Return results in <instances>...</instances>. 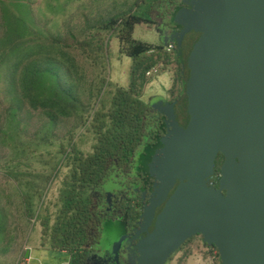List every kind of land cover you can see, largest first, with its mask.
Instances as JSON below:
<instances>
[{"label":"water","instance_id":"obj_1","mask_svg":"<svg viewBox=\"0 0 264 264\" xmlns=\"http://www.w3.org/2000/svg\"><path fill=\"white\" fill-rule=\"evenodd\" d=\"M187 2L167 41L199 32L186 60L189 119L179 124L174 101L160 108L166 132L148 164L155 181L134 250L142 264H165L200 235L220 264H264V0Z\"/></svg>","mask_w":264,"mask_h":264},{"label":"rangeland","instance_id":"obj_2","mask_svg":"<svg viewBox=\"0 0 264 264\" xmlns=\"http://www.w3.org/2000/svg\"><path fill=\"white\" fill-rule=\"evenodd\" d=\"M28 1L38 25L44 27L46 35L55 37L66 52L69 68L61 73L65 86L62 106L66 113L41 107L32 109L27 101H22L24 72L10 68L9 59L5 60L7 63L0 70V264H18L24 245L31 247L30 264H56L66 258L60 253L54 256L47 251H35L37 224L33 223L41 225L44 216L50 218V223L54 221L63 181L70 170L64 149L69 150L73 144L83 153L92 150L95 142L92 115L108 109L116 86H128L137 80L142 100L158 109L182 89L175 81V59L171 66L172 86L167 68L152 78L141 76L140 71L134 74L133 59L120 51L116 32L103 23L130 10L155 19L154 24L136 23L133 37L154 44L150 55H163L168 40L162 26L169 10L166 5H155L154 0ZM116 187L110 181L105 183L108 199ZM25 195L32 203L28 222L22 212ZM111 221L103 222L101 236L95 249L87 252L84 264H142L134 249L129 251L126 243L120 244V224ZM196 237L202 240L200 235ZM41 241L48 244L43 235ZM185 243L165 264H182L177 256ZM215 264H220L218 258Z\"/></svg>","mask_w":264,"mask_h":264},{"label":"trees","instance_id":"obj_3","mask_svg":"<svg viewBox=\"0 0 264 264\" xmlns=\"http://www.w3.org/2000/svg\"><path fill=\"white\" fill-rule=\"evenodd\" d=\"M176 1L154 0L153 4L168 7V2ZM139 22L154 24L157 21L130 10L103 23L116 32L120 51L133 59L132 72L140 71V75L145 76L142 67L155 46L133 37L134 26ZM0 27V70L9 59L10 68L24 72L22 101H27L32 109L41 107L66 113L62 106L65 86L61 76L69 68L66 52L55 37L46 35L44 27L38 25L30 2L0 0ZM175 62V81L184 85L180 70L186 61L176 53ZM136 81L128 86H116L108 109L92 115L95 142L90 152H80L73 144L69 150L64 149L70 170L63 181L59 208L52 223L44 216L41 225L49 247L65 251L70 264L85 263L87 252L95 249L101 236L104 221L119 219L127 226L140 219L142 198L138 195L141 193L137 190L138 178L143 172L142 164H146L154 152L151 144L163 135L166 124L153 107L142 100ZM109 181H114L118 187L112 190L110 199L104 188ZM25 196L26 213L31 218V199ZM204 244L217 250L214 245ZM217 256L220 262L218 252Z\"/></svg>","mask_w":264,"mask_h":264},{"label":"flooded vegetation","instance_id":"obj_4","mask_svg":"<svg viewBox=\"0 0 264 264\" xmlns=\"http://www.w3.org/2000/svg\"><path fill=\"white\" fill-rule=\"evenodd\" d=\"M168 9H169V17L166 20L162 21V26L163 29H166L167 34H169L170 32H178L181 29V25H179L176 20H175V14L177 13V11H181L183 9L189 10L192 7L189 5V3L187 2V0H177L174 3H170L168 2ZM166 23V24H165ZM199 36V32H195V31H189L188 33H186L183 37L181 46H175L176 53L177 55L182 56L183 59H185V61L187 60L186 55L188 56L193 43L195 42V40L198 38ZM181 74L183 75V79L182 80H186L187 76H188V68L186 65V62H184L181 66ZM185 85V83H184ZM184 85L182 86V89L175 95V97L173 98H167L168 102H175L174 107H175V112H176V117L177 120L179 122V124L183 127H185L187 125L188 119H189V115L187 112V96L184 90ZM169 90H171V88L168 89V93ZM153 107V106H152ZM153 109L155 110V113L159 114L160 117L162 118V120H165V117L163 115V113L160 111V109L153 107ZM160 111V112H159ZM166 132V130L162 133L164 134ZM161 134V135H162ZM162 136H159V140H155L151 145L154 147V152L156 149L161 147V143H160V138ZM146 152H144V157L146 156ZM153 152V153H154ZM152 156V155H151ZM151 157L149 158V160L146 162V164H142V169L143 172L142 174H140L139 178H138V183H139V188L137 190H140L141 193L138 194L139 198L141 199V212L143 209V206L145 204L148 203L149 198L152 196V188H153V184H154V177L150 174L149 172V162H150ZM221 160H222V155L218 154L216 159H215V165H214V172H215V176H212L211 178V183H213L214 185H217L218 182V178H219V168H220V164H221ZM145 166L147 167V169L145 168ZM112 184H116L114 181H110ZM173 191V189L170 191V193ZM169 193V194H170ZM163 205V204H162ZM161 205V207H162ZM161 207L156 209V213H158L161 210ZM141 219V217H140ZM140 219H138L135 223H130L129 225L125 226L123 224V222L119 219H114L111 222H118L120 224V230L118 232L119 235H123L124 238L122 240V245H124L125 243L127 244V246H129V251H131L132 249H134V245L136 240L133 239V237L136 235V231L139 229V221H141ZM153 228V225L151 224L149 227V231H151ZM113 231L111 232V234L113 235ZM196 236V235H195ZM171 257V256H170Z\"/></svg>","mask_w":264,"mask_h":264},{"label":"crops","instance_id":"obj_5","mask_svg":"<svg viewBox=\"0 0 264 264\" xmlns=\"http://www.w3.org/2000/svg\"><path fill=\"white\" fill-rule=\"evenodd\" d=\"M168 12H169V10L167 12H165V15H166L165 20L166 21L169 17ZM150 54L151 53H149V55L146 59V62L142 67V70H146L149 66H151L155 62H157L161 59H164L166 62L164 68H167L169 70L170 80H171L170 85L172 86L174 78H173V72H172L171 66L173 64L172 62H173V59H175L176 54L174 52H173V54H167L165 52V54H163V55H156V56H153ZM155 75H153V76H155ZM152 77H150V78H152ZM171 86L169 88H171ZM22 201H23L22 202V206H23L22 212H23L24 218H25L24 220L28 222L30 217H28L27 213H26L24 198H22ZM33 224L34 225L37 224V228L35 229L36 230V237H37V241H36L35 246H34L35 251L36 250L37 251L38 250L47 251L48 254H52L54 256H55V253H60L61 255H64V258L66 256V258L62 262H59V263L57 262L56 264H70L69 263V255L65 251H57V250L49 247L48 244H42V241H41V236H42L41 225L39 223H33ZM30 248H31L30 246L24 245L23 254L20 255V257H19L20 262L28 261V264H30V260L32 259V257L30 259V251H31ZM26 249H27L28 253L26 255H24V252ZM210 249H211V247L205 245L203 240H199L196 236H193L192 239L188 240L185 243V245L181 248V250H180L181 254H178L180 256H177V257H180L179 259H180L182 264H187V263L189 264L190 262L195 263V264H199L200 261H202L203 263H206V264H215V260L218 258V256L216 257L215 254H212ZM54 259H56V258H54ZM43 264H45V263H43Z\"/></svg>","mask_w":264,"mask_h":264},{"label":"built area","instance_id":"obj_6","mask_svg":"<svg viewBox=\"0 0 264 264\" xmlns=\"http://www.w3.org/2000/svg\"><path fill=\"white\" fill-rule=\"evenodd\" d=\"M175 49V43L174 42H167L164 46V51L167 54H173ZM165 60L161 59L157 62H155L154 64H152L151 66H149L146 70H145V77L150 78L155 74H158L160 72V70L162 68L165 67ZM214 254H217V250H213L212 251ZM18 264H28V261H23V262H19Z\"/></svg>","mask_w":264,"mask_h":264}]
</instances>
